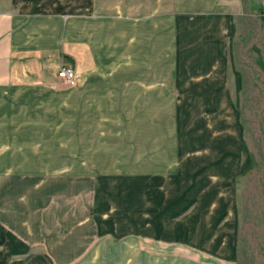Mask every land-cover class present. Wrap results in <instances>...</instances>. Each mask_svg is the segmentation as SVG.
Here are the masks:
<instances>
[{
	"label": "rangeland",
	"instance_id": "obj_1",
	"mask_svg": "<svg viewBox=\"0 0 264 264\" xmlns=\"http://www.w3.org/2000/svg\"><path fill=\"white\" fill-rule=\"evenodd\" d=\"M97 20L106 48L37 45ZM9 25L19 47L0 48V84L11 77L0 85V209L5 190L30 186L14 177L58 172L60 194L41 207L33 197V214L55 205L60 236L79 233L83 254L100 258L73 264H109L125 238L161 240L182 208V149L228 147L238 264L264 261V0H0V33ZM132 30L138 48L125 46ZM63 67L74 86L58 80ZM183 168L194 184L196 166ZM130 210L149 216L148 231L118 222ZM167 224L177 236L166 242L182 241V214Z\"/></svg>",
	"mask_w": 264,
	"mask_h": 264
},
{
	"label": "crops",
	"instance_id": "obj_2",
	"mask_svg": "<svg viewBox=\"0 0 264 264\" xmlns=\"http://www.w3.org/2000/svg\"><path fill=\"white\" fill-rule=\"evenodd\" d=\"M26 20H31V16H28ZM89 21L92 20L89 19ZM98 22V28L96 24L94 28L91 27V24L88 30L83 28L81 36L79 32L75 34L74 30L69 28L66 36L59 41L39 35L37 45L41 43L42 47L40 48H45L49 44L52 45L50 48L56 44L62 45V48H77L76 46H79L78 48L81 46L82 48H106V38L102 32L103 24L102 21ZM44 29L45 27L42 31ZM215 33L218 34V29ZM146 36V42L142 43L143 48H154V44L149 45L151 40L148 39L150 38L148 31ZM14 37L10 25L9 28L0 33V48L6 51L8 55H11L12 48L19 47L16 45ZM76 37L79 41L75 39ZM122 37L123 35L120 38ZM33 42L30 43L32 46ZM44 43L46 44L44 45ZM123 44L124 42L120 40L118 48L124 47ZM138 44H140V35L136 30H132L130 43L127 41L125 46L138 48ZM26 48H30V46ZM182 48L185 47L182 46ZM195 56L197 58V54ZM215 64L217 66V63ZM214 69L215 67L211 68V74ZM197 73L199 72L196 71L195 75ZM77 79L78 75L76 74L75 82ZM5 81L9 87L11 77H3L0 85H5ZM194 144V148L197 149L192 153H188L186 148L182 149V208L176 215L172 216V218H176L177 215L182 214V237L179 236L182 241L168 240L169 242H166V239L171 237L176 239L175 236H177L176 233L170 231L171 226L167 223L172 218H169L162 227L163 235L159 237L162 241L151 238L152 234L147 235L148 233L143 236L125 238L121 240L125 243L120 242L117 247L119 251H114L113 260L109 264H238L237 205L232 185V169L236 167V161L232 159L234 154L229 151L228 147L227 149L222 146L210 148L196 145V142ZM208 157L213 160L204 161ZM230 159L232 161H229ZM187 163L195 165L196 168L201 166L200 169L197 168L199 172L196 169L191 176L194 184L187 181L186 172L183 168ZM214 168L219 170L218 175L211 173V169L215 170ZM13 169V167L8 169L5 174L6 178L17 174ZM203 172H208V174ZM227 172L231 173V183L228 181L229 174ZM28 173L23 176H16L14 179L28 180L27 184L30 186L24 189L20 187L10 188L7 192L5 190L3 194L5 198L2 201V209H0V264H73L78 260H80L79 262L100 260L96 251L93 254H89V252L83 254V246L81 245L83 242L79 239L81 238L78 236L79 233H74L76 237H71L70 234L60 236L57 231L59 223L52 222L54 212L58 213L55 205L53 208L49 205L46 209L41 208L36 217L33 214V212H37L33 211V197H39L41 207L42 204H52L60 194V185L56 182L59 173L50 172L49 176L55 177L53 181L47 180L46 176L42 177L41 174ZM204 177L205 185L203 184ZM89 178L92 179V177ZM33 181L36 183L32 184ZM120 186L122 187V185ZM138 217L137 211H131L128 215L117 220L125 224L131 223L132 229H134L138 223H141L138 222ZM143 220L144 222L138 225L148 231L151 227L148 222L149 216L143 217ZM189 223L192 224L188 226ZM84 225L88 224H81L78 228ZM89 225L93 227L92 222H89ZM97 227L101 228V225L98 224ZM107 261L108 259L104 260L103 264H108ZM261 264H264V261Z\"/></svg>",
	"mask_w": 264,
	"mask_h": 264
},
{
	"label": "built area",
	"instance_id": "obj_3",
	"mask_svg": "<svg viewBox=\"0 0 264 264\" xmlns=\"http://www.w3.org/2000/svg\"><path fill=\"white\" fill-rule=\"evenodd\" d=\"M58 80L64 82L67 87L74 86L76 81V73L72 68H61L57 73Z\"/></svg>",
	"mask_w": 264,
	"mask_h": 264
}]
</instances>
